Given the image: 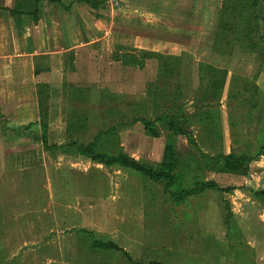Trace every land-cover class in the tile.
<instances>
[{"label": "rangeland", "instance_id": "374dc122", "mask_svg": "<svg viewBox=\"0 0 264 264\" xmlns=\"http://www.w3.org/2000/svg\"><path fill=\"white\" fill-rule=\"evenodd\" d=\"M116 2L111 4L114 17L122 9L154 13L148 32L186 42L182 49L188 60L182 65L178 56H172L177 62L171 55L143 52L138 57L135 52L122 62L115 60L101 81L72 90L73 142L63 155L43 153L44 159L61 163V170H45L54 175L52 182L48 175L43 183L28 169L0 177V264H264V157L255 156L262 161L248 163L246 174L218 177L222 172L209 170L216 165L206 159L214 148L199 130L219 126L222 139L214 146L224 154L253 157L264 150V0L254 8L250 0ZM148 4L156 8L143 10ZM224 5L230 10H225L230 12L226 25L242 38L235 42L226 28L221 35L232 44L214 52ZM113 28L109 36L115 40ZM176 43L170 45L172 51L181 49ZM204 58L207 63L198 62ZM163 63L170 74L160 69ZM122 65L146 70L135 76ZM132 77L144 84L137 96ZM162 112L172 116L179 132L175 126L168 129L170 119L162 118ZM197 114L203 116L201 122ZM135 116L162 119H154L147 129ZM91 142L100 158L92 159L76 146ZM121 153L137 167L104 162ZM36 157L31 155L25 166L31 168L29 161ZM149 167L156 173L153 178L143 171ZM58 172L62 179L76 177L74 202L61 199ZM203 182L214 185L192 191ZM44 190L50 196L41 200L38 193ZM257 192L258 199L253 195ZM60 208L85 212V236L57 238L53 226L74 230L67 222L58 224L53 211ZM97 240L113 242L120 250L96 247Z\"/></svg>", "mask_w": 264, "mask_h": 264}, {"label": "crops", "instance_id": "0c3cea01", "mask_svg": "<svg viewBox=\"0 0 264 264\" xmlns=\"http://www.w3.org/2000/svg\"><path fill=\"white\" fill-rule=\"evenodd\" d=\"M112 2L0 0V177L18 176L23 169H28L27 172H33L32 175L41 178L43 183L48 175L52 182L54 175L45 173V170L52 166L61 170V163L56 159H44L43 153L63 155L68 151L67 145L73 142L69 128L70 108L75 100L72 90L101 81L115 60L122 62L134 57L135 52L138 57L143 52L178 56L181 64L188 60V53L182 49L188 47L186 42L148 32V27L152 28L149 24L154 13L131 11L139 10L136 8L122 9L123 14L114 17ZM155 6L148 4L143 10H153ZM135 20L140 23L134 25ZM113 27L117 29L115 40L109 36ZM173 42H177L181 49L172 51L170 45ZM159 44L165 47L160 48ZM198 62L207 63V59ZM128 67L130 69L125 70ZM122 70L136 76V72H143L146 67L124 65ZM132 79L131 90L137 96L144 84L140 78L138 81L135 77ZM220 117L223 120L224 114L221 113ZM141 118L135 116L134 119ZM34 154L37 155L35 160L29 161L33 168H28L25 164ZM259 156L264 157L263 154ZM57 174L56 180H60L58 185L63 190L59 192L61 199L74 202L78 195L76 177L68 175L62 179L61 174ZM38 194L41 200L50 196L45 190ZM53 215L58 218V224L67 222L68 228L72 226L74 229L65 232L53 226V231H58L59 240L63 234L66 239L85 236L84 211L78 213L75 208H60L57 212L54 210Z\"/></svg>", "mask_w": 264, "mask_h": 264}, {"label": "trees", "instance_id": "16d2710c", "mask_svg": "<svg viewBox=\"0 0 264 264\" xmlns=\"http://www.w3.org/2000/svg\"><path fill=\"white\" fill-rule=\"evenodd\" d=\"M88 1H91V0H88ZM257 1L258 0H250V6L252 8H254L256 5H257ZM227 6L229 5H224V9H223V12L222 14L224 15L223 17V23L220 21V24H219V27H218V30H217V33H216V38H215V41H214V47H213V51L216 52V51H219L221 52V50L223 51V49L229 47V45L232 44V42L229 41L228 38H226L225 36L221 35V33H223L224 29L226 28H229L228 30H232V34H234L235 36V42L236 40L238 39L239 37V40L242 38L241 36H239V32L236 31L235 27L233 29V26L231 27L230 25H226V21L229 17H225V15H230V12H227L225 13V10H227ZM227 11H230V10H227ZM222 15V16H223ZM259 42V39L258 41ZM158 57H162V55L160 54H157ZM170 57V56H169ZM171 58L173 59H176V61H180V59L178 57H172ZM207 66V65H206ZM160 69H162L164 71V73H168V72H171V70L168 69V64H165L163 63V65H159ZM209 68V67H208ZM167 69V70H166ZM160 70V73L163 72ZM170 74V73H168ZM164 112L160 113V115L162 114V118H167V119H170V126L168 129L174 131L172 129L171 126H175L176 127V132H179V127L177 126V124H175V122L171 119V115L168 116L166 115L165 113L163 114ZM197 117L199 119V122L202 121V119L199 117V114H197ZM160 117L158 118H154L155 121L156 120H159V119H162ZM154 119L152 121H147L146 119L144 118H141V121L142 123L144 124V126L148 129V127L154 123ZM219 126H217V129L216 127L214 128H211V127H207L206 125H203V126H200V131H202L203 133V140L204 141H207L209 143L210 146H213V150L215 151V153L213 155H209L206 156V159H208V161L212 162V164L216 165V167L212 166V167H208L209 170H212L214 172H222V173H235V174H246L248 168V163L252 162L255 158V156H258V155H261L263 154L264 150L262 148H259L257 150V152L254 154V156H248L246 154H242L240 156H234L233 154L229 153V154H224L222 153L219 149H217L214 145V142L216 141H221L222 139V134L221 132L219 131ZM150 131V135L152 136H156V134L151 130L149 129ZM106 133H108L106 131ZM105 133V134H106ZM77 146L81 147V149L86 152L88 155H90V157L93 159L95 158H100V156H98L97 154H94L92 149L94 144L91 142V143H88L87 145H78ZM166 145L164 146V150L166 151ZM101 160H103L101 158ZM104 162L106 164H109V163H113V162H117L119 164H122V165H125V166H129V167H137L136 165V161L132 158H130L127 154L125 153H121L119 155H116L114 157H111L109 159H105ZM141 168V167H140ZM146 175L148 177H151L153 178L154 176H156V173H154V171L152 170V168H148L147 170H143ZM214 182H203L202 184H199V188H196L195 190H192L193 192H196L197 190L199 191L200 189H203L204 186L206 184H211V185H214L213 184ZM260 192H264V190H261ZM259 192L257 193H254L253 195L258 199L259 198ZM94 246L96 247H99V248H103V249H114V250H120V248L113 242H110V241H106V242H102V241H95L94 242ZM125 255H127V253H125ZM128 259L130 260V257H128ZM150 264H161L160 262H151Z\"/></svg>", "mask_w": 264, "mask_h": 264}]
</instances>
